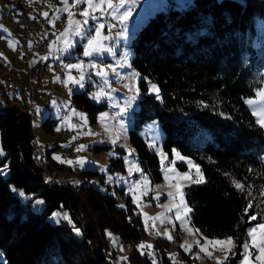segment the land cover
Listing matches in <instances>:
<instances>
[{
	"label": "trees",
	"instance_id": "16d2710c",
	"mask_svg": "<svg viewBox=\"0 0 264 264\" xmlns=\"http://www.w3.org/2000/svg\"><path fill=\"white\" fill-rule=\"evenodd\" d=\"M256 16L264 19V0H189L183 8L150 15L131 41L141 95L128 136L138 162L152 181L161 178L156 153L138 134L145 120L155 119L162 148L168 154L175 148L199 164L206 182L183 188L189 220L204 235L235 239L229 264H236L247 227L264 218L257 207L258 198L264 199V130L243 102L264 83V40L258 52L252 45ZM148 78L159 99L147 92ZM71 101L92 113L102 106L83 91L73 92ZM196 127L204 129L202 137L194 135ZM0 138V251L6 259L0 264H114L105 251V229L132 243L144 234L128 198L120 207L113 194L90 184L43 180L28 111L0 103ZM108 167L122 168L121 158H112ZM233 180L245 190H237ZM20 192L41 196L43 210H33ZM249 199L248 216H257L255 221L244 214ZM59 206L71 223L46 219ZM166 245L156 238L157 259L173 264Z\"/></svg>",
	"mask_w": 264,
	"mask_h": 264
},
{
	"label": "rangeland",
	"instance_id": "374dc122",
	"mask_svg": "<svg viewBox=\"0 0 264 264\" xmlns=\"http://www.w3.org/2000/svg\"><path fill=\"white\" fill-rule=\"evenodd\" d=\"M8 2L10 0H0L1 21L8 19L5 13H2L6 10ZM112 2L114 7L109 9L106 4L100 5L99 0H93V3L97 5L95 8L85 3L89 16L80 15L84 8L75 9L71 12V17L61 19L59 25L62 27H59L61 33L58 35V44L55 45L54 50L51 45L48 52L47 50L29 52L30 66L27 65V61L16 55L10 38L0 36V49L2 50L0 60L2 58L5 63L10 64L9 66L4 65L5 63L0 65V76H3L0 79V103L15 104L23 111L30 113L35 162L41 168L44 181L69 182L75 187L80 184H90L113 194L119 206L125 207L127 198L129 199L133 213L140 217L144 234L132 243L120 240L114 232L105 229L107 245L105 251L114 264H153V260L156 264H163L157 259L155 247L157 237H162L167 241L165 252L173 264H217L218 259L222 260L223 264H229L236 249L234 248L229 254V259L224 261V253L219 247L206 244L205 240V238L207 240L224 239L229 235L207 236L192 225L189 219L183 225L177 219L178 210L183 219L184 208L180 206V197L176 195L174 187L177 183L176 172H187L195 179L197 178L196 169L195 167L190 168L188 161H192L194 165L199 166V164L192 157L182 154L175 148H172L168 154L161 145L163 137L161 127L155 119H147L139 127L138 134L158 157L161 178L158 181H152L148 173L140 166L128 136V129L132 126L139 110L138 98L141 95L137 85L139 73L130 63L131 41L135 32L156 11H165L170 7L180 9L187 6L189 0H112ZM124 12H130V15L126 21L121 22L119 17ZM10 19L12 20L11 17ZM86 19L88 23L85 25ZM100 24L104 27L100 29L95 51L86 57L83 55L84 46L88 39L96 36L95 29ZM78 26L83 30L82 35H76ZM253 26L255 35L252 38V45L258 52L264 40L262 37L264 19L260 16L254 17ZM64 49L68 50L63 51ZM52 54L53 59L45 61ZM64 59H68L67 63ZM57 62L63 65L60 69H56ZM39 63L42 66L48 64L49 71L51 69L52 72L47 75L42 71L36 75L37 79L32 80L33 95L30 99V96L22 91V86L25 89L27 85L24 72L28 67L35 68ZM69 64H80L81 67L69 69L67 67ZM100 69L105 71V77L97 74ZM132 73L138 75L133 77ZM81 75L84 77L82 88L68 80V77L72 76L79 81ZM69 84L71 87H68ZM151 84L156 85L148 78L147 92L159 99L160 93L150 91ZM261 89H264V83L255 90L253 95L243 98L255 122L257 117L253 115V112L264 108V97L260 95ZM48 91L51 94H48ZM75 91H83V94L90 100L94 103H102V106L92 113L74 105L71 95ZM100 93L103 95L99 97V101L93 98V94ZM131 97H136V99L132 101L126 114L121 115V108ZM28 101L32 103V106L26 105ZM248 101L253 103L249 104ZM204 134L202 127H196L194 135L202 137ZM114 139L116 143L112 142ZM81 145L84 147L78 151ZM37 147L39 149L35 150ZM173 149L186 159L181 161L175 157ZM0 150H2L1 138ZM161 152L166 157L163 164L161 163ZM54 157H59V159H54ZM116 157L121 158L122 168H109L111 159ZM260 158L264 161V150ZM80 160L83 161V166L77 163ZM68 161L72 163L69 164ZM172 161L175 163L173 164ZM134 164L136 167H133ZM173 168L175 172L172 171ZM166 175L169 177L167 181L165 180ZM145 178L148 183H145ZM179 183L184 186L190 184L189 181L184 180ZM169 192L173 193L174 198L168 196ZM23 193L22 199L28 201L33 210H43L45 201L41 196H36L32 192ZM134 197H136L135 203L133 202ZM36 200H42L43 204H36ZM257 207L263 217V198H258ZM53 213H57L58 216L54 217ZM65 213L69 217L67 209L59 206L48 211L46 219L51 222L65 220L63 218ZM65 221L71 223L70 217ZM259 223H264V218L247 227L246 238L242 245L248 240V228ZM189 228L193 231L189 232ZM196 229L199 231H195ZM108 233H111V236ZM168 235L172 236L171 240L168 239ZM141 244L145 247H138ZM182 244L185 247L191 245V250L185 251V248L181 247ZM147 245H152V248L149 249ZM202 245L206 246V252H201ZM242 245L236 264H240L243 259ZM251 251L253 252V264H258L254 259L256 250L251 249ZM142 252L144 255L141 254ZM149 252L152 255H148ZM0 261L6 262L1 251Z\"/></svg>",
	"mask_w": 264,
	"mask_h": 264
},
{
	"label": "snow or ice",
	"instance_id": "6c2138e0",
	"mask_svg": "<svg viewBox=\"0 0 264 264\" xmlns=\"http://www.w3.org/2000/svg\"><path fill=\"white\" fill-rule=\"evenodd\" d=\"M86 3L88 4L90 7H97L96 4L93 3V0H73V6H75L78 3ZM65 3L67 4V0H65ZM99 4L103 5L106 4L107 7L109 9H112L114 7L112 0H99ZM43 15L46 17L48 14L45 12L43 13ZM80 15L82 16H89V11L87 8H85ZM130 15V12H124L119 19L121 20V22L126 21L128 19V16ZM69 16H72V13L69 12ZM94 19V17H93ZM88 23L87 19L84 21V24L86 25ZM104 25L100 24L96 29V36L92 37L90 39L87 40L86 45L84 46V51H83V55L84 56H90L92 54L93 51H95V47L98 43V39L100 37V29L103 28ZM83 34V30L78 26L77 30H76V35H82ZM69 47H71V44H69ZM68 49H64L63 51H67ZM67 67L69 69H73V68H79L81 67L80 64H69L67 65ZM115 71V70H113ZM100 77H105L106 73L103 69H100L97 73ZM137 73H132V76L135 77L137 76ZM68 80L70 82H72L73 84H78L79 87H84V84L82 83V81L84 80L83 75H81L80 80H76L74 77L69 76ZM105 83H107V81H105ZM150 91H154L155 93H159V89L155 84H151L150 85ZM103 95V93L100 94H93V98L97 99L99 101V97ZM260 95L262 97H264V89L260 90ZM157 98H159L157 96ZM136 97H131L125 104V106L123 108H121L120 110V114L124 115L126 114V111L128 108L131 107L132 101L135 100ZM249 104H252V101H248ZM106 115V114H105ZM253 115L257 117L256 123L257 125H259L260 129H264V108L260 109L258 112L254 111ZM121 125H123V121H121ZM118 139V138H117ZM113 143H116V140L114 139L112 141ZM84 146L81 145L79 149H77L78 151L80 149H82ZM173 154L175 155V157H177L179 160L183 161L186 158L181 156L179 152H177L175 149H173ZM0 155H3V151L0 150ZM162 160L161 163L163 164L164 159H166V157L164 156V154L161 152L160 153ZM54 159H59V157H54ZM69 164H71V161H68ZM77 163H80L81 166H83V161H77ZM172 163L174 164L175 161H172ZM189 167H195L196 169V174H197V178L193 179L189 173L185 172V173H179L176 172V179H177V183L174 185V187L176 188V195H178L180 197V206H182L184 208V213H183V219L181 218V214L180 211H177V219L181 221V224L183 225L184 223H186L189 219V213L192 211L190 207H188L187 203L184 200V192H183V188L184 185H182L181 183H179V181L184 180V181H189L191 184H203L205 183V179L203 177V174L200 171V168L198 165H194L192 161H188ZM5 167H7L5 165ZM133 167H136V165L134 164ZM137 171H139V169L137 168ZM173 172H175V168L172 169ZM249 171H251V169H249ZM169 179V177L166 175L165 176V180L167 181ZM47 182V181H46ZM145 183L147 182V179L145 178ZM233 185L236 187L237 190L243 192L245 190V185L240 183L239 181L233 180L232 181ZM248 196L251 197L253 195L251 189H252V185H248ZM15 191V189H13ZM20 195L23 196L24 193L20 192ZM260 196L264 197V191H260L259 193ZM169 197H173V193L169 192L168 193ZM158 198V197H157ZM174 198V197H173ZM133 202H136V197H134ZM36 204H43L42 200H36L35 201ZM120 207H124L123 205H120ZM253 207V201L251 199L248 200L247 206L244 209V214L246 216H248V211L250 208ZM179 208V206H178ZM53 216H58L57 213H53ZM63 218L65 220H68L69 217L67 216V214L65 213ZM159 218V217H156ZM249 220L255 221L257 219V216L255 215H250L248 216ZM59 222V221H57ZM74 232L76 233V235H81V231L79 228H73ZM147 230V228L145 229ZM189 232H192L193 229L189 228L188 229ZM195 231H199L198 229H196ZM109 236H111V233H108ZM165 235H167V233H165ZM247 237L248 240L245 241V243L242 245L244 252L242 253L243 259L241 260L240 264H253V252L251 251V249H255L256 250V254H255V261L258 262V264H264V223H259L257 225H255L254 227H250L247 230ZM168 239L171 240L172 236L168 235ZM206 240V244H211L213 246H218L219 249L224 253V257L223 260L226 261L229 259V254L232 253L233 249L236 247V241L232 236H227L224 239H214V240H207V238H205ZM140 248L145 247L144 244H141L140 246H138ZM147 247L149 249L152 248V245H147ZM182 248H185V251H190L191 250V245H187V247H185V245H181ZM201 252H206L207 248L206 246L202 245L200 248ZM142 255H144V253H141ZM148 255H152L151 252L148 253ZM210 255V253H209ZM122 259H126V258H122ZM153 264H156V261L153 260ZM217 264H223V261L218 259L217 260Z\"/></svg>",
	"mask_w": 264,
	"mask_h": 264
},
{
	"label": "built area",
	"instance_id": "2783aa9c",
	"mask_svg": "<svg viewBox=\"0 0 264 264\" xmlns=\"http://www.w3.org/2000/svg\"><path fill=\"white\" fill-rule=\"evenodd\" d=\"M72 1V0H71ZM81 9L85 3L81 2L77 4ZM47 13L48 15L45 17L43 13ZM65 16L66 13H63ZM51 17V8L46 5L44 1H34V3L30 4L26 0H24V5L20 6V14L15 20V24L20 28V34L15 42L14 50L18 53V55L27 61L29 52L37 51H45L48 49L50 44L58 43V34L59 28H53L47 31V33L43 36L35 35V27L39 25H45L48 19ZM105 20V18H104ZM60 28L62 25L59 26ZM35 67H38L35 66ZM57 69V67H56ZM49 71V67H46V72ZM34 74V67H28L25 70V78L27 81V85L23 92L30 96L31 95V85H32V76ZM71 87V84L68 85ZM48 94H51L48 91ZM29 106H32L31 102H27ZM37 147L35 150H38Z\"/></svg>",
	"mask_w": 264,
	"mask_h": 264
},
{
	"label": "crops",
	"instance_id": "0c3cea01",
	"mask_svg": "<svg viewBox=\"0 0 264 264\" xmlns=\"http://www.w3.org/2000/svg\"><path fill=\"white\" fill-rule=\"evenodd\" d=\"M26 1L28 3H30V4H32L36 0H26ZM38 1H41V0H38ZM42 1H44L46 3V5L53 10V14L48 19V21H47V23L45 25H39V26H37L35 28V35L43 36L50 29L59 28V26H60L59 23H60L61 19L68 18L69 12H73L75 9L80 10V8L78 7L77 4L75 6H73V0L72 1L71 0H67V4L65 3V0H42ZM85 6L86 5H84L81 8V10L84 9ZM5 9L6 10L2 11V13H5V15H6V17H8V19L6 18L3 21L0 20V36H4V37L8 36V38H10V40H11V42L13 44V50H14L15 42H16L19 34H20V28L14 23L15 20L17 19L18 15L20 14V6L16 2H14L13 0H10V2H8V4H7ZM63 13H66V15L64 16ZM0 16H1V13H0ZM9 17H11L12 20L11 19L9 20ZM8 24H11V25H8ZM60 33H61V31L59 30V34ZM57 44H50L49 47L52 45L53 46V50H54L55 45H57ZM49 47H48V49H49ZM48 49H47L46 52L49 51ZM1 51L2 50L0 49V52ZM14 52H15V50H14ZM16 55L19 56L18 54H16ZM48 59H53V54L51 55V57H47L45 61H47ZM4 63H5L4 60L1 58L0 65H3ZM33 64L35 65V63H33ZM41 64H43V63L41 62ZM41 64L39 63L38 66H41V68H44V66H42ZM4 65L9 66L10 64L5 63ZM27 65L30 66L29 57L27 59ZM40 72H42V71H40ZM51 72L52 71L50 69V71H48V72L44 71L43 73H46L48 75ZM2 78H3V76H0V79H2ZM72 87H74V86L72 85ZM23 89H24V86H22V91H23ZM26 105H28V104H26Z\"/></svg>",
	"mask_w": 264,
	"mask_h": 264
},
{
	"label": "bare ground",
	"instance_id": "6f19581e",
	"mask_svg": "<svg viewBox=\"0 0 264 264\" xmlns=\"http://www.w3.org/2000/svg\"><path fill=\"white\" fill-rule=\"evenodd\" d=\"M15 2L16 3H20L19 5L20 6H22V5H24V0H15ZM53 14V10L51 9V15ZM16 52V51H15ZM16 54H18L17 52H16ZM68 61V59H64V62H67ZM58 63V62H57ZM61 63L59 62L57 65H56V67H57V69H60V67H61ZM63 66V65H62ZM46 67H49V65L47 64V65H45L44 66V68H41V66H38V67H35L34 68V74H33V76H32V80L33 79H35L36 78V75L40 72V71H46ZM31 95H33L32 94V86H31ZM43 150V149H42ZM38 154V153H37ZM42 154V153H41Z\"/></svg>",
	"mask_w": 264,
	"mask_h": 264
}]
</instances>
